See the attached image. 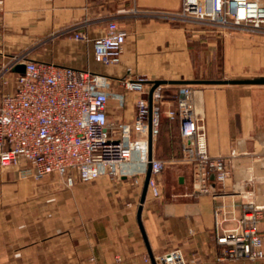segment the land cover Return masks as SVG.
Instances as JSON below:
<instances>
[{"label":"crops","instance_id":"obj_1","mask_svg":"<svg viewBox=\"0 0 264 264\" xmlns=\"http://www.w3.org/2000/svg\"><path fill=\"white\" fill-rule=\"evenodd\" d=\"M182 4L183 0H0V99L14 92L18 72L11 68L24 55L112 78L131 69L154 81L219 80L199 75L188 31L154 16L178 11ZM111 21L128 36L121 63L103 66L95 59L93 40L106 33ZM77 33L87 38L76 40ZM199 37L197 29L198 46ZM207 41L214 46V40ZM222 66L228 80L264 79V36L231 35L225 40ZM170 85L176 86L166 90L173 99L166 101L162 114L169 124L154 150V157L167 163L160 179L162 197L154 198L148 189L142 203L147 174H137L134 167L133 175L77 179L70 188L58 175L40 181L23 177L20 169L25 163L0 166V264H158L157 258L176 249L187 264H264V259L220 260L215 217L222 211L230 219L223 228H234L232 218L240 216L244 202L264 206V84L190 85L209 152L228 159L232 171L227 182L218 185L216 196L192 195L194 172L183 161L180 121L168 117L185 84ZM125 95L124 105L117 99L109 102L113 123L135 117L137 95ZM261 230L264 237V221Z\"/></svg>","mask_w":264,"mask_h":264},{"label":"built area","instance_id":"obj_2","mask_svg":"<svg viewBox=\"0 0 264 264\" xmlns=\"http://www.w3.org/2000/svg\"><path fill=\"white\" fill-rule=\"evenodd\" d=\"M155 17L209 27L221 33L238 31L264 36V0H183L180 10L154 12ZM127 31L118 22H109L106 33L93 40L95 59L103 66L121 63ZM76 40L87 37L77 33ZM25 65L17 74L13 93L0 99V166H25L23 177L38 181L58 175L67 187L77 179L91 182L103 176L120 178L133 175L131 164L151 165L148 189L154 198L162 197L160 179L167 163L154 157V145L160 133L161 117L166 104L168 84L157 85L147 76L135 75L131 69L120 78L76 68L18 57L14 69ZM114 88L122 92L115 93ZM125 93L137 95L132 122L113 123L107 113L112 98L121 105ZM176 107L168 112L178 118L183 139V161L194 172L192 195L218 194L232 176L228 159L211 156L203 118L195 107V92L190 85L180 87ZM152 138V156L150 139ZM134 157L136 161L134 162ZM134 183L140 185L138 179ZM217 243L220 260L256 262L264 259L261 224L264 206L244 202L242 213L232 218L234 228H223L229 221L217 211ZM158 264H187L176 249L157 258Z\"/></svg>","mask_w":264,"mask_h":264},{"label":"rangeland","instance_id":"obj_3","mask_svg":"<svg viewBox=\"0 0 264 264\" xmlns=\"http://www.w3.org/2000/svg\"><path fill=\"white\" fill-rule=\"evenodd\" d=\"M162 21L169 23L171 26L182 27L189 34H187V39H189V44H191V48H193V58L199 62V75L203 74V78H213V79H226V76L223 74V60H224V45L225 40H227L231 35L236 33H242L238 31H232L228 33H221L216 30H211L208 27L197 26L193 24H187L184 22H180L172 19H163L158 17ZM199 29V33L202 37H199V46L194 38V33ZM210 29V30H208ZM246 34V33H242ZM209 37H208V36ZM208 39L214 40V46L210 45V41ZM199 58V59H198ZM241 79L248 77H239ZM115 99V98H112ZM164 118V117H163ZM136 161V157H134V162ZM134 167L137 174H142L146 167L145 165H141L139 163L131 164V169Z\"/></svg>","mask_w":264,"mask_h":264},{"label":"water","instance_id":"obj_4","mask_svg":"<svg viewBox=\"0 0 264 264\" xmlns=\"http://www.w3.org/2000/svg\"><path fill=\"white\" fill-rule=\"evenodd\" d=\"M15 71L18 73H24L25 72V65L24 64H19L16 68ZM185 84V85H191V84H203V83H208V84H224V85H233V84H240V85H250V84H264V79H241V80H228V79H220V80H203V81H156L157 85L160 84ZM150 145H151V156H152V138L150 139ZM151 176V165H149V169L147 172L146 176V181L144 184V189H143V194H142V203H144L145 198L148 193V183L149 179ZM141 213V209H140Z\"/></svg>","mask_w":264,"mask_h":264},{"label":"trees","instance_id":"obj_5","mask_svg":"<svg viewBox=\"0 0 264 264\" xmlns=\"http://www.w3.org/2000/svg\"><path fill=\"white\" fill-rule=\"evenodd\" d=\"M219 80H220V79H219ZM172 87H175V88H176V86H172V85H170V86H168V87L166 88V90L168 91V90H170ZM165 98H166V100H168V99H173V96H172V95H169L168 93H165ZM162 117H163V116H162ZM162 117H161L160 133H159L158 138H157V140H156V142H155L154 150H156V148H157V144H158L159 141H160V138H161V136H162V131H163L164 127L166 128V126H168V124H169V122H168L165 118H162Z\"/></svg>","mask_w":264,"mask_h":264}]
</instances>
